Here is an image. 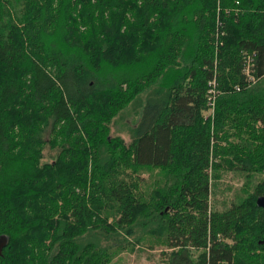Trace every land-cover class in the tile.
Returning <instances> with one entry per match:
<instances>
[{"label": "trees", "instance_id": "trees-1", "mask_svg": "<svg viewBox=\"0 0 264 264\" xmlns=\"http://www.w3.org/2000/svg\"><path fill=\"white\" fill-rule=\"evenodd\" d=\"M261 196L264 0H0V264H108L151 221L170 264H264Z\"/></svg>", "mask_w": 264, "mask_h": 264}, {"label": "rangeland", "instance_id": "rangeland-1", "mask_svg": "<svg viewBox=\"0 0 264 264\" xmlns=\"http://www.w3.org/2000/svg\"><path fill=\"white\" fill-rule=\"evenodd\" d=\"M212 106L214 103H211ZM141 106L131 103L124 108L117 116H114L109 123V137L120 138L126 145L133 138L135 126L140 118L138 108ZM212 109L205 113V115H212ZM213 118V117H212ZM211 118V120H212ZM44 157L42 161H51L52 154H48L47 148L44 149ZM164 172L155 168L147 169L142 173L147 182V190L151 191L157 181L158 185H163ZM223 179V184H229L233 187L239 188L242 185L243 179L235 177L233 173H228ZM218 197V196H216ZM159 226H156L154 221H151L144 226H136L131 235H124L127 240V250L119 251L108 264H170L171 253L173 248L166 247L165 244H159L153 237H158L161 233ZM157 233V235H156ZM153 234V235H152ZM119 241L122 239L118 237ZM176 250V248H175ZM200 250V249H199ZM198 249H190V257L194 261L199 259L200 251Z\"/></svg>", "mask_w": 264, "mask_h": 264}, {"label": "water", "instance_id": "water-1", "mask_svg": "<svg viewBox=\"0 0 264 264\" xmlns=\"http://www.w3.org/2000/svg\"><path fill=\"white\" fill-rule=\"evenodd\" d=\"M256 205L264 209V196L258 197L256 199ZM5 245H6V238L4 236H1L0 237V255Z\"/></svg>", "mask_w": 264, "mask_h": 264}]
</instances>
